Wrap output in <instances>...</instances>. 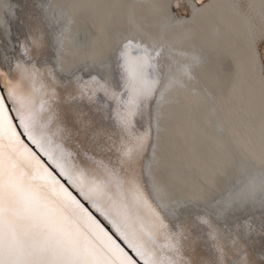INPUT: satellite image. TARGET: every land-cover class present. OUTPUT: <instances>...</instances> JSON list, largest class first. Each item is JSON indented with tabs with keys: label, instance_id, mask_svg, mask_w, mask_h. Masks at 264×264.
I'll use <instances>...</instances> for the list:
<instances>
[{
	"label": "bare ground",
	"instance_id": "6f19581e",
	"mask_svg": "<svg viewBox=\"0 0 264 264\" xmlns=\"http://www.w3.org/2000/svg\"><path fill=\"white\" fill-rule=\"evenodd\" d=\"M21 35L37 39V67L57 68L55 124L76 164L96 170L103 162L138 179L171 230L185 231L192 264H264V192L248 191L264 179V0H0V68L10 76L14 60L26 63ZM129 39L162 48L165 65L174 58L180 82L134 117L133 131L149 130L150 140L122 163L127 133L115 101L80 98L77 77L122 91L118 53Z\"/></svg>",
	"mask_w": 264,
	"mask_h": 264
},
{
	"label": "snow or ice",
	"instance_id": "6c2138e0",
	"mask_svg": "<svg viewBox=\"0 0 264 264\" xmlns=\"http://www.w3.org/2000/svg\"><path fill=\"white\" fill-rule=\"evenodd\" d=\"M68 30L70 26L60 36ZM30 45L37 46V39L19 45L29 60ZM163 55L162 48L127 40L118 53L122 91L97 76L77 77L80 98L94 101L103 93L115 101L114 118L127 133L119 148L122 163L137 160L150 140V131H133L134 117L157 93L163 99L180 82L171 75L177 61L170 57L165 65ZM13 72L10 76L0 68V264H192L184 255L185 231L171 230L163 207L150 199L138 179H125L103 162L96 170L75 163L74 154L64 147V130L55 124L57 68L41 69L16 59ZM181 72L191 79L188 66ZM9 113L15 114L18 125ZM16 127L23 129L58 174L19 139ZM58 175L108 221L134 255L108 243L103 225L60 184ZM258 190L264 192V179L248 186L251 195ZM202 223L209 222L202 219ZM247 227L254 230L251 224Z\"/></svg>",
	"mask_w": 264,
	"mask_h": 264
},
{
	"label": "water",
	"instance_id": "95a60500",
	"mask_svg": "<svg viewBox=\"0 0 264 264\" xmlns=\"http://www.w3.org/2000/svg\"><path fill=\"white\" fill-rule=\"evenodd\" d=\"M174 8H176V9H178V6H177V4H175L174 5ZM23 25V24H22ZM26 29V31L27 32H29V28H28V26H24L23 25V27L21 28V29ZM22 36V35H21ZM20 36V43L21 42H24V41H26V40H29V37H27V38H24V35L21 37ZM20 43L18 44V48L20 49V52L22 53V50H21V48H20ZM30 48H32L31 46H30ZM25 57V61H26V63H30V64H37V59H36V57H33V54H32V56H31V59L29 60V58L27 57V56H24ZM15 61V60H14ZM153 101V99L150 101V102H152ZM150 102H149V104H150ZM54 105H56V104H54ZM143 112H144V115L146 116L147 114H148V109H146V108H144L143 110H142ZM10 114V116L11 117H13V123H14V125H18L19 124V120L18 119H16L15 118V114L14 113H9ZM62 120V122H63V119H61ZM63 125V124H62ZM16 129H17V131H18V133L20 134V136H21V139H22V141L25 143V144H27L28 145V147L29 148H31L34 152H36L37 153V155L42 159V160H44L50 167H52L56 172H57V174L59 173V170H57V169H55L48 161H47V159H45L44 158V156L42 155L43 153H41L40 151H39V149H37L36 148V146L35 145H33L32 143H31V141H29L28 139H27V137H26V135L23 133V129L22 128H19V127H16ZM149 131V130H148ZM58 179L60 180V182L66 187V188H68V190L70 191V193H72L73 195H74V197L81 203V204H83L84 205V207L85 208H87L88 209V211L92 214V216H94L95 218H96V220H98L99 222H100V224L101 225H103V228H105L106 230H107V232L112 236V238L116 241V242H118V244L129 254V255H134L124 244H123V242L118 238V236L115 234V231L113 230V228L111 227V225L110 224H108L101 216H100V214L98 213V212H96L95 211V209L94 208H92V206H91V204L89 203V202H87V201H85L84 199H83V197L82 196H80L79 195V193H78V191L75 189V188H73L69 183H67L66 182V179L64 178V177H60L59 175H58ZM261 236H264V232H261Z\"/></svg>",
	"mask_w": 264,
	"mask_h": 264
}]
</instances>
